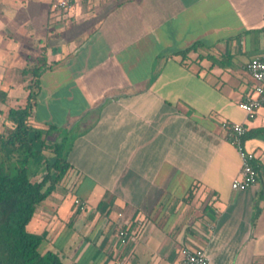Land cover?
<instances>
[{
  "label": "crops",
  "instance_id": "0c3cea01",
  "mask_svg": "<svg viewBox=\"0 0 264 264\" xmlns=\"http://www.w3.org/2000/svg\"><path fill=\"white\" fill-rule=\"evenodd\" d=\"M262 54L264 0H0V89L25 107L43 60L31 124L71 164L27 230L66 264H264V106L239 107ZM227 122L253 132L245 191Z\"/></svg>",
  "mask_w": 264,
  "mask_h": 264
},
{
  "label": "trees",
  "instance_id": "16d2710c",
  "mask_svg": "<svg viewBox=\"0 0 264 264\" xmlns=\"http://www.w3.org/2000/svg\"><path fill=\"white\" fill-rule=\"evenodd\" d=\"M200 46L202 44L197 42L178 54L185 55ZM42 69L43 60H40L38 65L23 70L25 77L33 78L27 104L8 110L6 116L13 128L0 136V264H66L57 253L42 251L45 236L27 231L39 205L55 192L71 169L66 138L52 148L53 164L44 161V151L50 149L47 140L60 132L59 128L54 125L36 128L31 124L41 89ZM7 99V93L0 89V104H5ZM252 134L248 132L245 141ZM32 161L35 164L29 172ZM44 164L47 168L41 171Z\"/></svg>",
  "mask_w": 264,
  "mask_h": 264
},
{
  "label": "built area",
  "instance_id": "2783aa9c",
  "mask_svg": "<svg viewBox=\"0 0 264 264\" xmlns=\"http://www.w3.org/2000/svg\"><path fill=\"white\" fill-rule=\"evenodd\" d=\"M60 7H67L68 3L65 1L59 2ZM247 71L254 83L253 93L248 95L239 107L253 118L257 111L264 106V54L254 57L247 64ZM223 129L227 132L228 140L236 148L241 156V167L239 177L233 182L232 188L235 191H245L258 184L259 175L258 169L255 165V156L253 153L247 151L245 147V138L249 132L244 124L238 123H224ZM76 205L81 210L84 206L80 201L76 200ZM118 236L122 243L126 242L128 233L125 229L120 228ZM178 264H214L201 249L185 248L181 252V259Z\"/></svg>",
  "mask_w": 264,
  "mask_h": 264
},
{
  "label": "rangeland",
  "instance_id": "374dc122",
  "mask_svg": "<svg viewBox=\"0 0 264 264\" xmlns=\"http://www.w3.org/2000/svg\"><path fill=\"white\" fill-rule=\"evenodd\" d=\"M14 93L16 94V92H14ZM14 93L13 92H9V100H8L7 104H1L0 105V109L1 110H7L9 108H15V107H18L20 105L25 104V100H23V98L21 100H19V101L16 100L17 96H15ZM3 120H4V122H7V125L2 123ZM11 125H12V122H10L6 116L0 115V133H5L6 131L10 130L11 129L10 128ZM58 143H59V137L58 136H53L52 135L47 140V144L50 147V149L45 150L43 155H44V161L49 163L50 165L53 164V162L55 161V155H54V152H53L52 148ZM34 164H35V161H32V163L29 165V172H30V170H31V168H32V166ZM34 168H35V170L37 169L34 166L33 170H34ZM46 168H47V166H46V164H44L43 166L40 167V170L41 171H45ZM13 173H16V172L14 171ZM27 231H28V233L31 234V232L29 230H27ZM32 235L39 236L38 234H32ZM42 251L44 253L47 251V248L44 246V244L42 245Z\"/></svg>",
  "mask_w": 264,
  "mask_h": 264
}]
</instances>
